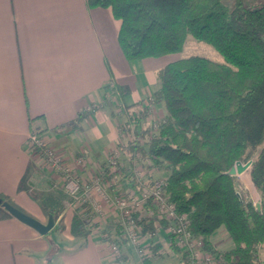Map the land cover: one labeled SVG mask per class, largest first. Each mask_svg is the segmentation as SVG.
<instances>
[{
  "label": "trees",
  "instance_id": "1",
  "mask_svg": "<svg viewBox=\"0 0 264 264\" xmlns=\"http://www.w3.org/2000/svg\"><path fill=\"white\" fill-rule=\"evenodd\" d=\"M89 7H111L121 20L118 41L125 57L135 62L183 51L188 36L215 47L224 57L218 62L201 55L171 61L157 71V88L149 104L131 103L134 131L148 115L149 106L163 102L165 114L147 147H130L165 170L164 193L177 211L190 219V229L202 235L214 264H261L264 244V1L233 0H87ZM107 91L126 103L123 87L111 80ZM94 105V104H91ZM127 105V104H125ZM87 112L80 113L81 120ZM253 160L251 182L260 196V210L247 199L246 186L229 170L237 161ZM104 163L103 174L109 172ZM125 168H120L124 174ZM113 174L105 179L110 180ZM124 177L137 186L134 174ZM147 208H153L148 200ZM91 208L78 205L75 211ZM55 215V212L52 211ZM13 217L0 204V219ZM78 219V218H76ZM80 219H78V223ZM143 233L167 229V221L141 218ZM225 231L231 246L219 248L212 236ZM116 230L123 248L127 241ZM112 234V233H111ZM115 235V233H114ZM173 249L175 235L168 232ZM159 243L156 247H159ZM128 248V247H126ZM122 258L124 250L122 249ZM121 258V259H122ZM126 259H128L126 257ZM180 264H190L182 250ZM146 263L148 259L144 260Z\"/></svg>",
  "mask_w": 264,
  "mask_h": 264
},
{
  "label": "crops",
  "instance_id": "2",
  "mask_svg": "<svg viewBox=\"0 0 264 264\" xmlns=\"http://www.w3.org/2000/svg\"><path fill=\"white\" fill-rule=\"evenodd\" d=\"M120 26L111 7H89L87 0H0V197L42 222L55 212V226L46 235L15 217L0 219V264H112L102 236L116 235L120 226L115 205L102 203L99 213L91 209L84 219L91 220L90 229L74 233L72 225L85 208L75 211L64 192L51 191L58 180L44 159L29 151L27 139L37 128L82 178L113 174L125 189L133 186V177H124L133 174L128 169L101 174L112 149H120L125 123L109 110L106 85L113 80L122 86L128 104L144 101L157 88L165 56L128 61L118 41ZM91 104L100 106L78 120ZM83 147L89 155L77 167L74 154ZM136 187L141 188L139 180ZM62 218L67 238L84 242L53 250L50 235ZM156 234L169 240L167 229ZM217 237L212 240L223 248L227 241Z\"/></svg>",
  "mask_w": 264,
  "mask_h": 264
},
{
  "label": "built area",
  "instance_id": "3",
  "mask_svg": "<svg viewBox=\"0 0 264 264\" xmlns=\"http://www.w3.org/2000/svg\"><path fill=\"white\" fill-rule=\"evenodd\" d=\"M116 96L118 99V95L107 92L106 101L116 99ZM120 105H123V103H119L118 110H121ZM99 106L100 104L89 105L86 107L85 112L95 110ZM27 147L29 151L44 159L46 166L53 170L55 176L58 175L66 192L78 205L85 204L99 213L103 211L102 203L114 204L119 211V223L122 228L121 237L129 245L135 247L140 255L145 256L147 248L142 241L144 233L139 220L155 217L167 221V231L174 234L179 247L189 253L190 264H214L213 255L204 247V237L191 231L189 227L190 219L187 214L178 212L175 203L164 193L165 180L163 178H156L151 183L142 184L140 189L133 185L112 197L109 193L110 184L107 180L100 174L87 178L80 177L69 162H66L55 152L56 150L47 145L37 128L30 130ZM88 155L89 150L83 147L74 158L76 164L78 166L83 165ZM120 155L121 150L119 148L112 149L107 159L109 168L112 170L120 168ZM134 173L135 175H142L141 166L136 165ZM150 199L154 206L149 209L146 204ZM103 237L105 238L104 241L108 242L107 246L110 249L112 264H115V262L118 264L117 262L121 261L123 254L120 244L114 238V234H107Z\"/></svg>",
  "mask_w": 264,
  "mask_h": 264
},
{
  "label": "rangeland",
  "instance_id": "4",
  "mask_svg": "<svg viewBox=\"0 0 264 264\" xmlns=\"http://www.w3.org/2000/svg\"><path fill=\"white\" fill-rule=\"evenodd\" d=\"M225 1L229 5L233 4V0H225ZM250 1L252 3H255V2L264 1V0H250ZM191 55L205 56L209 59H212V60H215L218 62H224L225 61L223 55L215 47H213L212 45H210L204 41H198L196 38H194L193 36L190 35V36H188V38L185 42V46H184L183 51L178 52V53H170L168 55H165V57H163V58H165V59H163V64L169 63V62L174 61V60L179 59V58L189 57ZM107 92H110V91H107ZM150 98L153 99L154 95L152 94V96L147 97L143 101V105L147 106L149 104ZM118 102L122 104L120 98L118 97V99H117V96H116V99H108L107 100V103L109 104V110L116 112V115L118 114L120 117H123L124 118L123 122H125V123H122V125H121L122 126L121 131H122L123 139L121 140V143H120V150H121L120 168L128 169L129 173H133L135 177L139 176L137 179L139 180L140 186L142 184H147L156 178H164L166 175L165 170H162V169H159L158 167H156L150 159L140 157V153H136V155H135V152L130 147V145H132V142L137 143L138 146L147 147V141L146 140L148 139L149 134H152V133L157 131V127H156L157 122L161 118H163V116H164V110H165L164 103L163 102H155L151 106H149L148 115L141 122V127H140L139 131L134 132L133 131L134 126L131 125L129 123V121L131 120L130 119L131 113H135L136 111L139 112L138 108L136 106H130L131 103L128 104V103L124 102L123 105H120L121 110H118V107H119ZM125 104H127V105H125ZM148 128L151 129V131L148 135H145V136L140 135L141 131L147 130ZM42 137L45 140V142H47V145L50 148H53L54 150H56L55 152H57L64 159V156L61 155L60 152L51 144V142L48 141L47 137L46 136H42ZM76 155H78V153L74 154V158H76ZM74 163H75L74 165H76L78 167L75 160H74ZM69 164L74 168V166L71 163H69ZM136 165L141 166V169L143 170L142 175H135L134 168ZM50 172L52 173V178H55V179L58 178L57 180H58V184H59L58 186H56V184L52 185L51 191L56 193V195H58V196H62V194L64 195V193H65V195L68 196L67 197V204H70L71 207H73L74 209L77 208L78 204L76 202H74L71 199V197L68 195L65 188L63 187V184H62L63 182L61 180H59L58 175L55 176L53 173V170H51V169H50ZM77 173L79 174V172H77ZM79 176L84 177L81 174H79ZM249 176L250 175H249V169H248V170L244 171L243 173H241V175L238 178L242 182V184L246 186L245 194H246L247 199H251L255 204H257L258 202H260V196H259L257 190L255 189V187L253 186ZM108 182L110 184V190L112 191V197H115L120 191L126 190L125 187L128 186V185L124 184L121 177L118 175L111 177V181H108ZM79 214H80V217L78 219H80V222L78 223V219H75V221L72 225L73 226L72 230L74 233L80 232V234L84 235L86 232V229L89 230L91 227L90 226L91 220L85 221L84 219L86 217H88V215H86V214L82 215L81 212ZM112 223H114V221H112ZM113 227H115V226H113ZM65 228H66V225H65L63 218H62L59 221L56 229L53 231L54 233H51V235L49 234L50 238H51V245L54 246L53 250H56V248H58L59 246H67V245L74 246V247L79 246L80 244H82L84 242L83 241L84 239H82V237H80V238L76 237L75 240H70L69 238H67L69 235V229H67L65 232L64 231ZM111 233H113V232H109V234H111ZM142 236H143L142 241L144 242V244L146 245V248H147L146 255L145 256L140 255V253L138 252V250L135 247H133L132 245H129L127 243L122 248L124 250V254H125L124 258H122L121 261H118L117 263H119V264H143L142 262L146 259H148L149 262L152 260L155 261V262H153V264H180L181 263L180 257L182 254V249L179 246H178V248H179L178 250L173 249L171 247L169 240L167 242H166V240L164 241L163 237L161 235L157 236V234L152 235L149 233H147V234L144 233V235H142ZM117 237H119V236L114 235V238H117ZM102 238H104V237L102 236ZM217 238L220 239L221 243L227 241L223 245V248L224 247L228 248L231 246V243H229V235L227 234V232H225L223 230L218 232ZM158 239H160V241L162 243ZM103 242H105V241H103ZM105 243L107 244L108 242H105ZM157 243H159L160 245H159V247L155 248ZM126 247H128V248H126ZM109 251H110V249H109ZM125 251H127V252L129 251V255ZM259 254H260L259 258H260L261 264H264V244L260 247ZM126 257L128 259H126Z\"/></svg>",
  "mask_w": 264,
  "mask_h": 264
},
{
  "label": "water",
  "instance_id": "5",
  "mask_svg": "<svg viewBox=\"0 0 264 264\" xmlns=\"http://www.w3.org/2000/svg\"><path fill=\"white\" fill-rule=\"evenodd\" d=\"M252 159L246 163H242L241 161H237L235 166H233L229 173L232 175L241 174L244 171L248 170L252 164ZM0 204L6 208V210L15 218H17L22 223L32 227L37 232L42 235H46L54 226H55V218L52 213L49 214L47 222H42L38 218L32 216L31 214L21 210L20 208L16 207L12 203L7 200H4L0 197ZM257 209L260 210L261 204L258 202L256 204Z\"/></svg>",
  "mask_w": 264,
  "mask_h": 264
}]
</instances>
